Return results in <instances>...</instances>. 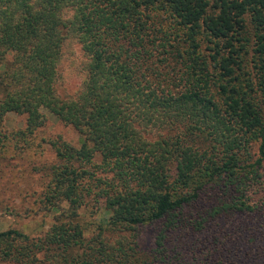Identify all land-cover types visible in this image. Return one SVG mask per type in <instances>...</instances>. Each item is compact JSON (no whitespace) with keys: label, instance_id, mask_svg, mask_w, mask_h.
<instances>
[{"label":"trees","instance_id":"1","mask_svg":"<svg viewBox=\"0 0 264 264\" xmlns=\"http://www.w3.org/2000/svg\"><path fill=\"white\" fill-rule=\"evenodd\" d=\"M73 43L86 77L64 100ZM0 91V121L26 117L0 158L41 148V109L82 136L50 142L36 202L56 215L0 232V264H264V0H0Z\"/></svg>","mask_w":264,"mask_h":264},{"label":"rangeland","instance_id":"2","mask_svg":"<svg viewBox=\"0 0 264 264\" xmlns=\"http://www.w3.org/2000/svg\"><path fill=\"white\" fill-rule=\"evenodd\" d=\"M85 56L79 44H68L58 65L55 92L61 99H73L82 90L85 80L83 65ZM2 93L0 91V99ZM45 121L36 131L41 148L27 151L22 158H0V232L8 229L18 230L30 238L41 237L53 222L55 212L45 213L42 206L36 202L37 195L42 191L41 181L44 167L53 164L54 152L51 141H64L72 148L82 144L81 134L71 126L61 123L56 116L47 109H41ZM24 115L8 113L0 121V132L4 135L3 142L12 140L22 142L11 136L12 131L22 130L25 127ZM256 150L253 149V152ZM81 224L87 226L85 236L89 237L96 226L107 219L108 215L100 203L98 207L83 208L80 210ZM109 236V239L113 241ZM140 248L147 251L153 241L154 232L143 228L140 230Z\"/></svg>","mask_w":264,"mask_h":264}]
</instances>
